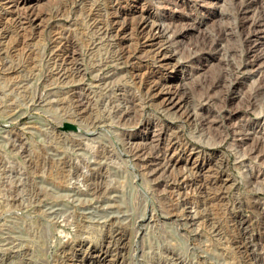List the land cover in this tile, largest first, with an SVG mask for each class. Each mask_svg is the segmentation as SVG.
<instances>
[{"label": "rangeland", "instance_id": "374dc122", "mask_svg": "<svg viewBox=\"0 0 264 264\" xmlns=\"http://www.w3.org/2000/svg\"><path fill=\"white\" fill-rule=\"evenodd\" d=\"M18 1L0 0V264H264L256 0Z\"/></svg>", "mask_w": 264, "mask_h": 264}, {"label": "bare ground", "instance_id": "6f19581e", "mask_svg": "<svg viewBox=\"0 0 264 264\" xmlns=\"http://www.w3.org/2000/svg\"><path fill=\"white\" fill-rule=\"evenodd\" d=\"M26 1V0H25ZM242 2V1H241ZM21 3H24V0H19L18 2H17V5L18 4H21ZM239 4H241V3H239ZM244 4V3H243ZM243 4H241L242 5V7L240 6V14L242 15V13H243V10H245V12H247L246 10H248V12L250 11V10H252L251 11V13H252V17L250 18V15H248V13H245V15H242V17L241 18H243V20H242V22H241V27L245 30V29H247V30H249L250 32L252 31V32H257V31H259L263 26H264V3L261 1L260 2V0L259 1H249V3L247 4V6L246 5H243ZM28 11V10H27ZM31 11V10H30ZM7 13V12H6ZM12 14V13H11ZM239 14V15H240ZM35 15V14H34ZM150 16V15H149ZM257 16V18H254V17H256ZM145 17V16H144ZM36 18V17H35ZM149 18V17H148ZM155 18V17H154ZM15 19V18H14ZM109 19V18H108ZM150 19V18H149ZM149 19H144V18H142V20H141V18H140V22H139V24H138V28L141 30V31H143V33L145 32H149V38H151L150 40L155 44V45H158V46H160V47H163V45L162 44H165V43H167V41L169 40V39H166V35H165V32L163 31V29L161 30V27H159L160 25H159V23H157L159 26H157L156 25V23H154V21H153V23H152V21H149ZM38 20V19H37ZM154 20V19H153ZM33 21V20H32ZM110 21H111V18H110ZM24 22V21H23ZM29 22V21H28ZM27 22V23H28ZM107 23V22H106ZM22 24V23H21ZM106 25V24H105ZM113 25V24H112ZM102 26H104V25H102ZM108 26H109V24H108ZM108 26H107V28H108ZM99 28H102V27H99ZM107 28L105 27V29L107 30ZM110 28H112V27H110ZM114 28V27H113ZM163 28V27H162ZM227 28V27H226ZM229 28V27H228ZM240 28V27H239ZM224 29L225 28H223V31L222 32H225L224 31ZM100 30V29H99ZM105 30V31H106ZM226 31H227V29H225ZM100 31H102V30H100ZM104 31V30H103ZM102 31V32H103ZM108 31H109V28H108ZM111 32V31H110ZM110 32H109V35H110ZM116 32V31H115ZM247 32V31H246ZM104 33V32H103ZM102 33V34H103ZM107 33V31L105 32V34ZM144 33V34H145ZM248 33V32H247ZM246 34V33H245ZM104 35V34H103ZM107 35V34H106ZM111 35H112V32H111ZM224 35V34H223ZM108 36V35H107ZM114 36H116V35H114ZM244 36V35H243ZM247 36V35H246ZM105 37V36H104ZM107 38V37H106ZM148 38V37H147ZM107 40V39H106ZM246 41V40H245ZM210 42V41H209ZM251 42V41H250ZM257 42V40L256 41H254V42H252L254 45H255V43ZM251 43V44H252ZM112 43H110V45H111ZM153 44V45H154ZM109 45V44H108ZM113 45V44H112ZM111 45V46H112ZM158 49V48H157ZM165 49H167V48H165ZM159 51H162V50H160V49H158ZM253 50V49H252ZM168 51V50H167ZM77 52V51H76ZM117 52V51H116ZM120 52V51H119ZM158 52V51H157ZM164 52V51H163ZM253 52V51H252ZM167 53V52H166ZM169 53V52H168ZM263 53V52H262ZM74 54V53H73ZM119 55V54H118ZM118 55H117V58H118ZM164 55H165V58H172L173 57V55L170 53L169 55L168 54H165L164 53ZM259 54L257 55L256 54V56L255 57H258L259 58ZM71 57V56H70ZM73 58V57H72ZM71 58V59H72ZM257 58V59H258ZM67 59V58H66ZM74 59V58H73ZM165 61V60H164ZM258 61V60H257ZM83 62V61H82ZM73 66V65H72ZM99 71V70H98ZM77 73V72H76ZM227 74V73H226ZM264 77V76H263ZM75 78V77H74ZM224 78V77H223ZM88 91V90H87ZM155 93V92H154ZM172 93V92H171ZM248 94V93H247ZM254 95H256V97L254 96ZM262 94L259 92L258 94H252V92L251 93H249V95H247V97H246V99L244 100V103L243 104H245L248 108H254V109H257V106H258V104H257V102H255L254 101V99L255 98H258V97H260ZM96 96V95H95ZM80 97V96H79ZM88 97V96H87ZM87 97H86V99H87ZM97 97V96H96ZM85 100V99H84ZM83 100V101H84ZM96 100V99H95ZM94 101V100H93ZM92 101V102H93ZM179 99L178 100H176V97L175 96H169L168 98H167V103L169 102V104L171 105V106H178V104H180L179 103ZM87 102V101H86ZM85 102V103H86ZM89 102V101H88ZM81 103V102H80ZM84 103V102H83ZM89 103H91V102H89ZM98 104V103H97ZM84 104H82L81 103V107H79L78 106V108L79 109H81V108H83L82 106H83ZM263 105V104H262ZM93 106V105H92ZM181 106H183L182 104H181ZM90 107V106H89ZM115 107V106H114ZM85 109V108H84ZM191 110V109H190ZM90 113H92V112H90ZM76 116H80V118H83V113L80 111V113H77L76 114ZM92 118L91 119H93V120H95V119H97L98 117L97 116H91ZM87 118V117H86ZM89 119H90V117H88ZM87 118V119H88ZM91 119H90V121H91ZM79 120V119H78ZM83 121V120H82ZM243 127V126H242ZM245 127H243V129H244ZM239 129H241V128H239ZM246 130H247V128H246ZM249 132V131H248ZM247 134V133H246ZM245 134V135H246ZM257 134V133H256ZM261 134V133H260ZM247 136H249L250 137V134L249 135H247ZM253 139H254V141H253V144H252V146L249 148V150H251L252 152H254L255 154H257V156H262L263 154H264V137L263 136H259V135H255V133H253ZM252 138L250 137V140H251ZM176 150V149H175ZM248 150V151H249ZM180 152V151H179ZM197 163V161H195V159H194V163ZM195 166H197V164L195 165ZM194 166V167H195ZM205 166V165H204ZM257 174V173H256ZM219 175V174H218ZM259 176H255V178H258ZM221 179V178H220ZM220 181V180H219ZM218 182V181H217ZM262 213V212H261Z\"/></svg>", "mask_w": 264, "mask_h": 264}]
</instances>
